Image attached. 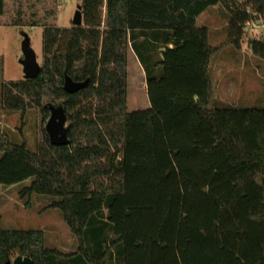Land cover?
Instances as JSON below:
<instances>
[{
	"label": "trees",
	"instance_id": "1",
	"mask_svg": "<svg viewBox=\"0 0 264 264\" xmlns=\"http://www.w3.org/2000/svg\"><path fill=\"white\" fill-rule=\"evenodd\" d=\"M80 2V26L30 24L43 27L38 77L1 85L8 113L38 107L46 123L45 98L59 102L69 145H52L44 126L32 151L0 129V186L33 179L20 194L53 197L78 246L64 254L0 218V264H264V106L210 107L218 49L197 25L222 6L239 48L246 24L264 23V0ZM25 16L20 5L7 25L29 26ZM248 47L264 60V38ZM130 50L148 110L128 111ZM66 77L86 87L67 93Z\"/></svg>",
	"mask_w": 264,
	"mask_h": 264
},
{
	"label": "rangeland",
	"instance_id": "2",
	"mask_svg": "<svg viewBox=\"0 0 264 264\" xmlns=\"http://www.w3.org/2000/svg\"><path fill=\"white\" fill-rule=\"evenodd\" d=\"M80 3V0H42L41 3L34 4V10H31L28 8L27 0H6L5 15L0 18V129L16 143L25 142L32 151L37 149L42 137V128L47 122H43L38 107H31L22 112H6L1 105V85L3 82L25 79L21 61L24 58L22 47L26 36L30 39L39 64L42 65L43 27L30 24L43 23L62 28L71 27ZM20 5L26 12L25 19L29 26L23 28L8 26L10 18ZM205 13L201 16L199 23L210 27V43L218 49L212 61L215 94L214 102L210 104V107L212 108L213 105L264 106V60L254 56L248 47L250 40L264 38V23L257 18L250 25L246 24L245 35L240 47L237 48L229 43V20L224 8L217 5ZM138 65L139 62L130 50L128 57L129 112L144 111L151 107L146 76L143 68L141 69L142 66ZM44 104L57 106L60 103L45 98ZM1 156L0 153V158ZM32 181L33 179H29L27 186H30ZM9 187L0 186V193ZM8 191L14 199L12 202L9 201L8 192L7 200L4 196L0 197V211L6 214V217L1 219V226L5 230H22L21 227H16L14 215H12L17 213L16 209L21 204L20 198L16 196L14 189ZM25 202L31 203L32 210L38 212L37 218L33 220L35 225H32L34 224L31 223L32 219L29 220L26 215L25 219H28L31 225L30 230H46L44 235L48 248L57 249L64 254L76 251L77 241L71 235L60 210L50 207L54 202L53 197L33 194L32 198H26ZM17 257L18 255L13 261Z\"/></svg>",
	"mask_w": 264,
	"mask_h": 264
},
{
	"label": "water",
	"instance_id": "3",
	"mask_svg": "<svg viewBox=\"0 0 264 264\" xmlns=\"http://www.w3.org/2000/svg\"><path fill=\"white\" fill-rule=\"evenodd\" d=\"M83 24V15L81 12V6L79 5L74 16L73 25L80 26ZM23 54L24 58L21 64L24 68L25 79H35L40 74L41 65L38 62L37 55L31 47L30 39L26 36L23 42ZM86 87V83H76L69 77L65 79L64 89L67 93H76ZM50 111V118L48 119L45 130L49 136L50 143L54 146L69 145V139L67 136V116L64 112L61 104L48 106ZM9 264H34L29 257L18 256L14 261Z\"/></svg>",
	"mask_w": 264,
	"mask_h": 264
},
{
	"label": "crops",
	"instance_id": "4",
	"mask_svg": "<svg viewBox=\"0 0 264 264\" xmlns=\"http://www.w3.org/2000/svg\"><path fill=\"white\" fill-rule=\"evenodd\" d=\"M214 7V6H213ZM213 7H210V8H213ZM210 8L209 9H207L205 12L206 13H208L209 12V10H210ZM205 12H203L198 18H197V25L199 24V25H201V27L202 26H205V27H207L208 29L210 28L208 25H206V24H203V23H199L200 22V18H201V16H203L204 15V13ZM205 13V14H206ZM198 25V26H199ZM209 32H210V30H209ZM212 46V45H211ZM213 47V46H212ZM214 48V47H213ZM134 56H135V54H134ZM136 57V56H135ZM214 57V56H213ZM136 59H137V57H136ZM137 61H138V59H137ZM212 61H213V58H212V60H211V70H212ZM139 62V61H138ZM139 65H140V63H139ZM138 65V66H139ZM141 66V65H140ZM141 69H142V67H141ZM140 73H141V71H140ZM144 73V72H143ZM141 75V74H140ZM214 84V83H213ZM215 86V85H214ZM214 94H215V91H214ZM261 105H263V104H261ZM251 106H253V105H251ZM256 106V105H255ZM27 182H28V180L27 181H25V182H23V183H21V184H17V185H13V186H10L9 188H6V189H3L2 191H1V193H0V197L1 196H4V197H6V193L8 192V195L10 196V202H12L13 201V197H11V193H9V191L8 190H15V192H16V196L17 197H19L20 198V201H21V204L19 205V207H17V213H15V214H12V215H14V220H15V225H16V227H21L23 230H30L31 229V225H30V223L25 219V218H29V220H31V223L33 222L34 224H32V225H35V222L33 221V220H35L36 218H37V215H38V212L36 211H33L32 210V205H31V203H28V202H25V200H26V198H29V197H31L32 198V195L31 196H28V197H26V198H24L20 193H21V190H22V187L24 186V185H26L27 186ZM3 199V198H2ZM4 199H6L7 200V197L6 198H4ZM6 200H4L5 202H6ZM32 211H33V213H32ZM26 215H27V217H26ZM6 217V214L5 213H3V212H1L0 211V218L1 219H3V217ZM7 219V218H6ZM42 229V228H41ZM39 231H42V232H46V230H39Z\"/></svg>",
	"mask_w": 264,
	"mask_h": 264
},
{
	"label": "built area",
	"instance_id": "5",
	"mask_svg": "<svg viewBox=\"0 0 264 264\" xmlns=\"http://www.w3.org/2000/svg\"><path fill=\"white\" fill-rule=\"evenodd\" d=\"M247 25H250V22H249V23H247Z\"/></svg>",
	"mask_w": 264,
	"mask_h": 264
}]
</instances>
